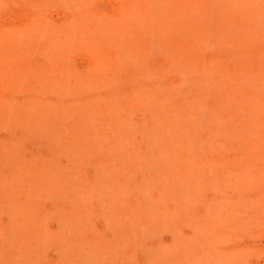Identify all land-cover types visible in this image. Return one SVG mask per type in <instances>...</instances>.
Wrapping results in <instances>:
<instances>
[{
	"label": "rangeland",
	"instance_id": "obj_1",
	"mask_svg": "<svg viewBox=\"0 0 264 264\" xmlns=\"http://www.w3.org/2000/svg\"><path fill=\"white\" fill-rule=\"evenodd\" d=\"M194 1L0 0V264H264V0Z\"/></svg>",
	"mask_w": 264,
	"mask_h": 264
},
{
	"label": "bare ground",
	"instance_id": "obj_2",
	"mask_svg": "<svg viewBox=\"0 0 264 264\" xmlns=\"http://www.w3.org/2000/svg\"><path fill=\"white\" fill-rule=\"evenodd\" d=\"M188 1H189V0H188ZM196 1H197V0H196ZM196 1H194V2H196ZM135 4H136V3H135ZM195 4H197V3H195ZM128 5H129V4H128ZM190 5H191V4H190ZM197 5H198V4H197ZM195 6H196V5H195ZM199 7H200V6H199ZM199 7H198V8H199ZM195 8H197V6H196ZM130 10H135V8L132 9V7H131ZM198 10H199V9H198ZM198 10L196 9V11H198ZM196 11H195V12H196ZM200 11H201V8H200ZM191 12H192V11H191ZM192 13H193V12H192ZM192 13H191V15H192ZM131 14H132V13H131ZM190 17H191V16H190ZM195 17H196V16H195ZM195 17H194V18H195ZM192 20H194V19H192Z\"/></svg>",
	"mask_w": 264,
	"mask_h": 264
}]
</instances>
